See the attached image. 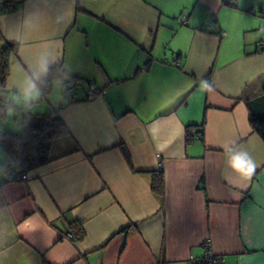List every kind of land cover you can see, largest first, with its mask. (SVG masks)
Wrapping results in <instances>:
<instances>
[{"label":"crops","instance_id":"crops-1","mask_svg":"<svg viewBox=\"0 0 264 264\" xmlns=\"http://www.w3.org/2000/svg\"><path fill=\"white\" fill-rule=\"evenodd\" d=\"M5 41L18 51L0 132L56 111L69 134L25 181H6L0 143V264H187L205 240L224 264H264V139L250 123L264 115V0H0ZM43 56L103 92L86 82L64 104H26ZM232 141L257 162L249 178L229 165Z\"/></svg>","mask_w":264,"mask_h":264},{"label":"trees","instance_id":"trees-1","mask_svg":"<svg viewBox=\"0 0 264 264\" xmlns=\"http://www.w3.org/2000/svg\"><path fill=\"white\" fill-rule=\"evenodd\" d=\"M223 3H230V0H223ZM18 45L5 41L0 49V86H4L9 75V69L14 59L17 57ZM63 70L60 66L49 68L47 75L36 81L42 98L52 89L54 77L63 78ZM86 82L78 77L71 76L65 81L73 89L83 87ZM264 91V85H262ZM4 112V106L0 102V115ZM41 124L38 127L25 126L20 132H0V143L8 157L6 167L10 166L14 170L29 172L30 170L49 162L52 158L50 149L55 139L68 135L64 122L56 114V111H48L40 115ZM253 129L264 139V115H253L250 118ZM203 122L199 125L186 126V140L190 141L194 136L202 137ZM20 161L18 166H13L15 161ZM151 187L157 194L163 193L164 179L162 171L152 172ZM75 233L81 237L83 232L81 227ZM72 233V232H71ZM72 238L74 235L72 233ZM48 264V263H44Z\"/></svg>","mask_w":264,"mask_h":264},{"label":"clouds","instance_id":"clouds-1","mask_svg":"<svg viewBox=\"0 0 264 264\" xmlns=\"http://www.w3.org/2000/svg\"><path fill=\"white\" fill-rule=\"evenodd\" d=\"M75 3V0H73V5ZM58 22H63L64 17H58ZM73 23V18L70 16L67 22V27L65 30L71 27ZM55 58H49L48 56H43L39 60V67L42 73L47 74L49 71L50 65L54 64ZM71 74L70 70L64 72L63 78L59 80L60 90L61 92L67 91V85L65 81L70 80ZM203 87L208 89L211 87V85L208 84L207 81L203 82ZM40 90L37 87V84L32 81L31 79L28 81L27 86L23 89V99L26 104L31 105L35 101H37L40 98ZM14 114V113H13ZM231 146L225 145V151L229 154L228 155V161L229 165L232 168V170L241 178H249L253 175L256 168L258 167L256 160L252 157V155L240 144H238L236 141H232ZM20 161H15L13 163V166H18ZM3 174L7 175V169H3Z\"/></svg>","mask_w":264,"mask_h":264},{"label":"built area","instance_id":"built-area-1","mask_svg":"<svg viewBox=\"0 0 264 264\" xmlns=\"http://www.w3.org/2000/svg\"><path fill=\"white\" fill-rule=\"evenodd\" d=\"M2 8L4 10H8L12 8V5L10 4H3ZM180 23H185L187 21L186 15H181L179 19ZM207 29H212L214 32H216L219 35H223L224 32L219 30L218 28H214L210 23L206 24L204 26ZM67 85V91L64 92L63 99L61 101L62 104H64L67 100H70L73 98L71 96V92L74 91V89L69 85ZM103 92V89L98 87L94 82L89 81L87 84V94L88 96H95L97 94H100ZM7 169V175H6V181H25L28 179L27 172L24 171H18L12 169L10 166L6 167ZM65 235L69 238L72 237V233L70 231H66ZM205 246L207 248L205 254L201 258H195L194 256H190L189 260L187 261V264H224V257L220 254L215 253L211 247L209 240H205Z\"/></svg>","mask_w":264,"mask_h":264},{"label":"rangeland","instance_id":"rangeland-1","mask_svg":"<svg viewBox=\"0 0 264 264\" xmlns=\"http://www.w3.org/2000/svg\"><path fill=\"white\" fill-rule=\"evenodd\" d=\"M55 81V80H54ZM58 80H56L55 82H53V85H52V89L51 91L43 98L44 99V103L45 105L50 102L52 103V98L57 101V103H59L58 101L63 99V95H64V92H61L60 90V85L56 84ZM50 108V107H49Z\"/></svg>","mask_w":264,"mask_h":264}]
</instances>
